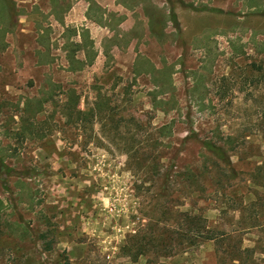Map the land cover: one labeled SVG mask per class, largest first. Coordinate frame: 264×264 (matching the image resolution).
<instances>
[{"label":"rangeland","instance_id":"rangeland-1","mask_svg":"<svg viewBox=\"0 0 264 264\" xmlns=\"http://www.w3.org/2000/svg\"><path fill=\"white\" fill-rule=\"evenodd\" d=\"M162 1L0 0V264H264V0Z\"/></svg>","mask_w":264,"mask_h":264},{"label":"trees","instance_id":"trees-1","mask_svg":"<svg viewBox=\"0 0 264 264\" xmlns=\"http://www.w3.org/2000/svg\"><path fill=\"white\" fill-rule=\"evenodd\" d=\"M5 2L8 6V11L10 13L12 11L11 8H13V6L12 5L10 6L7 0H5ZM53 98L54 97L52 96V100ZM78 98L79 97L76 96L74 92H71L69 96L70 100L69 99L65 100V102L59 106L58 108L59 110H56V111H59V114L61 115V117L66 119L67 124H72V126L74 127H79L83 130L90 129L95 119L99 117V115H101L102 112L104 113L105 111H107L108 115H112V112H114V110L110 109L109 106H107L108 108H106L105 107L106 104L104 102H101V99H98V101L97 100L94 101L92 103V106L90 107L86 106V108L81 109L80 104H79L80 98L79 99ZM21 119L23 121H27L22 116H21ZM175 125H176V121L173 120L171 123H168L162 126L159 130L161 131L163 136L170 139L173 137V134H174L173 126ZM40 131H41L40 128L34 127V124H30L28 126H24L22 130L20 129L18 136L22 140L34 139L35 137L44 139L45 136L41 135ZM201 143H202V147L205 150H207L217 160H220L223 163L224 167H226L228 170L234 171V169L231 168L230 159L228 158L226 154L227 151L224 149L223 146L219 145L218 143H215L212 141H205V140H202ZM1 166L7 169L8 175L11 173L12 170L9 169L8 164H6L4 160H2ZM206 167H209V166H206ZM251 207H252V204H251ZM187 216L192 221V222L189 221V224L192 227L186 231V233L189 234L190 236L187 240V243H191V242L195 243L196 242L195 239L199 238L201 239V241H203V243L214 242L216 244L217 243L219 244L220 238L217 236V234L213 230L211 231L210 228H206L201 225L202 221L206 222L203 218H199V220H197L196 218L197 216H190V215H187ZM253 227H257V226H253ZM237 247L238 245H236L235 248L230 249L228 250V252H226L227 257L228 258L230 257L231 262L241 260L239 253L240 251H242L241 250L242 248H237ZM141 254H143V252H141ZM40 264H43V263H40ZM67 264H69V262Z\"/></svg>","mask_w":264,"mask_h":264},{"label":"crops","instance_id":"crops-1","mask_svg":"<svg viewBox=\"0 0 264 264\" xmlns=\"http://www.w3.org/2000/svg\"><path fill=\"white\" fill-rule=\"evenodd\" d=\"M89 1H91V0H80V3H79L77 6L73 7V11H72V13L70 14L68 24H72V23H74L75 21H78V20L82 21L81 18H80V14L83 12L84 7L82 8V7H81V4H82V2H83L84 4H86V11H87V7L90 6ZM95 1H96L98 4H100L101 7H102L103 9H109V10H116V11H119V8H116V7H115V4H116L117 1H120V0H109L108 5H105V6H103V5L100 3L99 0H95ZM119 3H120V2H119ZM119 3H118V4H119ZM163 4H164V1L161 0V6H162V7H163ZM88 5H89V6H88ZM119 5H120V6H123L122 3H120ZM152 9H153V8H149V7L147 6V10H148V12L145 14V15L148 17V23H149L150 26L154 25V22H153V16H152V11H151ZM182 9H184V8L182 7ZM86 11H85V12H86ZM161 11H162V8H161ZM83 14H84V12H83ZM85 19H86V17H85ZM170 21L172 22L173 26L178 30V29H179V26H180V25H179V24H180V23H179V18H178L177 13H175L174 11H172V13L170 14ZM80 25H81V24H80Z\"/></svg>","mask_w":264,"mask_h":264}]
</instances>
